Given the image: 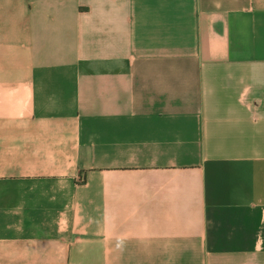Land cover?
Returning a JSON list of instances; mask_svg holds the SVG:
<instances>
[{
    "label": "crops",
    "instance_id": "1",
    "mask_svg": "<svg viewBox=\"0 0 264 264\" xmlns=\"http://www.w3.org/2000/svg\"><path fill=\"white\" fill-rule=\"evenodd\" d=\"M0 264H264V0H0Z\"/></svg>",
    "mask_w": 264,
    "mask_h": 264
}]
</instances>
